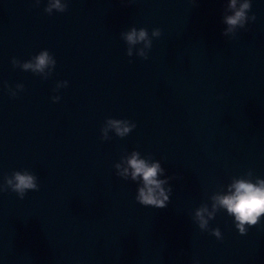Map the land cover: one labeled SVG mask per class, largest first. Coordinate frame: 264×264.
Returning a JSON list of instances; mask_svg holds the SVG:
<instances>
[{
    "label": "water",
    "instance_id": "1",
    "mask_svg": "<svg viewBox=\"0 0 264 264\" xmlns=\"http://www.w3.org/2000/svg\"><path fill=\"white\" fill-rule=\"evenodd\" d=\"M47 2L0 0V181L28 169L40 184L0 192V264H264V219L240 234L221 210L218 239L193 218L234 177H264V0L235 37L222 34L228 0ZM133 25L162 30L147 59L127 55ZM45 48L46 78L12 63ZM108 117L137 126L105 140ZM133 150L166 169L167 206L139 203L138 182L117 175Z\"/></svg>",
    "mask_w": 264,
    "mask_h": 264
},
{
    "label": "clouds",
    "instance_id": "2",
    "mask_svg": "<svg viewBox=\"0 0 264 264\" xmlns=\"http://www.w3.org/2000/svg\"><path fill=\"white\" fill-rule=\"evenodd\" d=\"M39 4L40 0H36ZM253 0H228L227 7L230 12L224 16L223 22L226 27L222 34L226 37H235L240 29H245L251 21L256 20V14L251 12ZM68 8V0H48L45 11L51 14L53 10L63 12ZM159 27L152 28L131 26L121 32V38L127 44V55H136L148 58L153 46V40L161 36ZM14 66L42 75L45 78L55 71L57 60L54 54L47 48L42 49L30 59L21 61L13 57ZM67 80L58 81L56 90L68 85ZM24 85L17 83L15 88L8 86L11 96H16ZM54 101L61 99L60 95L52 97ZM136 122L127 118L108 117L101 129L102 138L109 139V132L113 131L119 137H125L135 127ZM117 175L125 180L131 179L138 182L135 199L146 206L165 207L170 201L172 186L169 184L170 177L165 175L166 169L158 159H150L142 156L138 150H133L129 155L122 158L114 165ZM40 184L38 176L28 170H15L5 175L0 181V192L11 189L23 198L29 190H38ZM212 203L203 204L194 211L193 218L201 230H210L218 239L223 238L219 227L210 228V221L217 212L224 210L233 218L235 227L240 234L248 232L249 226L258 224L264 219V177L252 178V173L234 177L228 185L227 191L216 193L211 198ZM193 264H200L198 259Z\"/></svg>",
    "mask_w": 264,
    "mask_h": 264
}]
</instances>
